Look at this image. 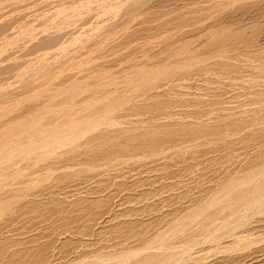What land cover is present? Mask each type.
<instances>
[{"label":"rangeland","instance_id":"obj_1","mask_svg":"<svg viewBox=\"0 0 264 264\" xmlns=\"http://www.w3.org/2000/svg\"><path fill=\"white\" fill-rule=\"evenodd\" d=\"M223 1L235 3L216 16L191 18L197 8ZM176 14L187 19L184 24L177 26ZM223 27H237L249 45L234 49L215 45L206 50ZM126 41L133 48H127ZM199 51L206 68L194 66L177 81L163 84L147 102H138L139 111L119 112L117 116H124L118 117V126L125 122L126 127H145L157 121L173 125L181 119L212 124L220 116L236 115L261 119L264 108L252 102L258 96L264 103V75L259 69L264 63V0H0V98L83 61L100 60L109 75L122 78L133 66L154 68ZM75 73L81 76L82 70H70L64 79ZM162 99L170 101L164 110L147 108ZM202 138L195 147L188 138L166 141L161 148L165 152L160 150L154 158L134 156L106 166L91 160L95 168L90 173L49 183L28 198L37 199L36 208L22 205L10 219L0 221V264L16 260L20 261L16 264H95L99 260L111 264L148 245L159 233L164 241L156 248L166 246L176 264H264L260 237L264 194L255 203L242 205L226 218L227 223L221 218L212 222L201 235L204 242L189 253L182 252L190 231L183 228L180 217L219 182L244 171L264 145V128L232 135L215 145ZM51 198H63L64 203L58 210L47 208ZM246 220L253 225L243 227ZM241 234L245 248L223 251Z\"/></svg>","mask_w":264,"mask_h":264},{"label":"bare ground","instance_id":"obj_2","mask_svg":"<svg viewBox=\"0 0 264 264\" xmlns=\"http://www.w3.org/2000/svg\"><path fill=\"white\" fill-rule=\"evenodd\" d=\"M234 3L233 1L213 2V4L207 8L204 7V9L201 10L197 8L194 10L191 18L196 19L200 17L216 16ZM180 16L177 15L173 20L178 24L177 26L184 24L187 20L184 18L182 19ZM145 28L148 29L149 27ZM236 28L232 29L226 27L221 31L219 30L220 32L214 34L211 41L204 48L208 50L207 48L216 45V47L222 46V48L225 47L226 49L232 47L234 49L239 46L243 48L249 45L250 42L247 44L242 31ZM52 35L49 36L52 37ZM49 38L50 37H48V39ZM126 38L128 39L130 37L126 36ZM125 43L127 48H133V44L129 41ZM196 53L198 56L195 55ZM179 54L182 56L181 53ZM216 54L217 53H214L213 55ZM202 55L203 53L200 54V51L194 52L191 53L190 57L180 58L178 62L172 61L174 63H166L165 65H159L154 68L150 65V67L133 66L130 72L123 75L122 78L109 75V68L100 60L96 62L92 61L91 63L83 61L77 65H71L70 67L66 66L64 69L62 67V70L44 79L33 83L30 82L31 84L25 87L23 86L24 88L19 86L20 89L18 88L16 92L14 91L7 96L1 97L0 221L6 218L8 219L13 214H16L20 206L23 209L22 205L27 206L28 204L31 209L36 208L38 206L37 199L32 198L33 200H28L30 195L33 196V194L38 191L44 190L49 183L56 182L60 177L72 179L80 174L90 173V171L95 168L92 167V164H95V162H92L94 160H100L106 166L107 163L127 161L134 156L154 158L159 154L161 148L165 147L163 144L166 141L188 138V140L190 139L193 142L192 146H194L198 144V142H201L200 139L202 137H207L213 145L214 143L218 144L222 141L226 142V139L232 135L248 131L252 134V131L264 128V116L259 119L252 115H236L232 117L220 116L216 122L212 124H206L202 122V120L196 121L194 119V121L185 122V119L184 121L181 119L182 121H177L175 123L171 122L173 125H167L168 122L165 124L158 121L153 123L152 121L153 124L145 127H141V124L137 127L135 125V127H126L123 126L125 122H123V125L118 126L120 122L118 117L122 118V116H124H117L119 112L124 110L129 111V109L131 111L136 110L140 100L141 102L142 100L143 102H147L146 98L155 96L160 86L162 87L163 84L175 80L179 75L188 73L192 67L204 68L205 66L203 67V62L201 61ZM226 69L231 72L230 68L227 66ZM259 69L264 75V63ZM70 70H82V75L76 76L75 73L76 77L73 76V78L64 79V75ZM57 80L60 81L57 82ZM175 81H177V79ZM168 92L170 93V91H167V93ZM173 95L177 94L173 92ZM177 96H179V94ZM256 97L257 98L254 97V101L252 102L253 105L255 107L264 108V103L258 96ZM151 101L152 100H150V102ZM172 102L174 103L175 100ZM169 103L170 101L166 99L152 105L148 104L147 108H149L150 111L153 110L150 108H155V111H161L170 105ZM143 107L146 106L143 105ZM139 110L137 109V111ZM126 115H129V113ZM176 120L178 119H175V121ZM248 139L249 138H247V140ZM208 140L206 143L210 144ZM182 144L175 143V145ZM180 147L183 148V146ZM81 157L83 160L79 159ZM77 165L80 166H78V170L76 169ZM263 194L264 145H261L257 149V152L250 158L249 164L240 175H230L228 178L219 182L204 200L195 204L180 217L179 221L183 224V228L190 231L189 236L186 237V241L184 242L185 244L183 245L182 252L189 253L196 245L204 242L201 235L212 222L221 218L225 221L224 223H227L226 218L236 213L242 205L255 203ZM63 203V198L62 200L60 198H51L47 204V208L60 207ZM251 221L252 220L244 221L243 227L253 225ZM260 237L264 239V232H261ZM244 238V234L234 236L231 241L223 247V251L225 249L236 251L245 248L243 244ZM163 241L164 235L161 233L156 234V236L149 241L150 243L148 242V245L144 244L145 246H142L140 250H131L121 255L118 261H114L111 264H176L175 261H171V252L166 246L164 249L156 248V246L160 245V243L162 244ZM259 247L261 246L255 248ZM4 250L6 251L7 249ZM17 250L19 252V249ZM14 253H17V251ZM236 253L239 254L238 252ZM1 254L3 253L0 250V256ZM15 256L22 257V255L18 256L17 254ZM16 261L18 262L19 260ZM101 262L102 260H99L95 264H101Z\"/></svg>","mask_w":264,"mask_h":264}]
</instances>
